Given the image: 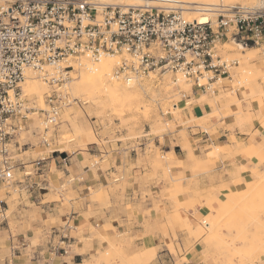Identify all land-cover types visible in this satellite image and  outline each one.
I'll return each instance as SVG.
<instances>
[{
  "label": "rangeland",
  "instance_id": "rangeland-1",
  "mask_svg": "<svg viewBox=\"0 0 264 264\" xmlns=\"http://www.w3.org/2000/svg\"><path fill=\"white\" fill-rule=\"evenodd\" d=\"M102 1L109 2V0ZM114 1L120 2L110 0V3ZM122 1L127 2L128 0ZM232 1L233 3L217 0L216 3H219L213 7L214 12H226L225 9L239 6L252 7L260 5L264 0ZM141 5L145 4L141 3ZM178 10H181L183 16L191 19V11L186 12L180 8ZM214 12L210 16L211 19L215 18ZM231 42L253 49L254 58L248 62L249 64L239 63L237 53L231 50ZM217 54L227 62H236V65L229 70L231 79L223 81L226 88L218 85L214 86V93H196L181 75L150 74L138 81L135 86L143 96L142 102H139V106L138 103L137 106L134 105L129 112L125 109L126 112L123 111L122 115L117 114L118 117L109 109H102L83 99V96L72 94L70 85L79 75L74 68L70 79L58 86L61 88L59 92L64 91L72 103L61 110L58 125L49 127L46 133L48 146L42 145L40 139L46 132L43 125L45 119L43 114L47 110L46 96L56 87H50L34 72L36 79L43 83L44 92L42 91L41 102L34 94L24 97V104L29 108L28 121L25 129L9 146L10 162L15 167L14 178L18 179L22 176L21 164L28 165L26 170H30L32 168L30 165L36 159L46 156L51 151L66 152L73 159L72 165L78 168V171L74 173L73 169H70L69 178H64L62 174L57 173V178L63 177L61 185L57 184L55 179L49 178V187L46 188L47 184L44 183L45 189L39 192L47 194L43 202L58 204L55 216L56 214L68 216L78 213V220L81 221L101 218L107 214L110 219L100 226H88V236H84L86 233L84 227L73 231L71 236L77 238L76 241L78 240L79 244L73 245L72 253L69 251L68 254H63L65 257L73 253L80 254L79 264H159L157 262L159 248L152 245L139 247L134 243L135 238L114 227L119 222L117 221L118 215L123 214L130 218L131 214H135L139 208L136 202L124 204L119 201V195L124 193L128 182L134 181L142 187L143 197L148 193L149 196L167 204L168 215L165 213L167 207L161 206L160 203L155 204V210H159L162 216H166L174 239L176 238L174 230L177 229L186 240L194 243L191 246L192 250L185 255L180 251L176 253L171 245L166 246L171 257H174L175 264L188 263L192 252L197 251H200V264H264V245L261 248L257 245L264 243V152L253 151L252 161L242 153L244 152L242 150L247 148L248 142H251L242 137L261 136L262 139L258 141V144L264 138V96L252 100L248 96L251 93L250 86L245 88V82L239 77L242 69L252 72V75L255 73V80L258 81L252 85L253 90L256 93L264 92V83L262 79L260 80V76L264 73V41L257 46L252 44L244 46L239 40H231L221 44L217 49ZM112 62L111 73L115 60L112 59ZM241 86L243 88H240ZM232 95L236 96V104L231 102ZM173 105L177 106V110L179 109L177 113L173 110ZM248 119L252 121V124L246 123L249 122ZM224 133H230L227 141L220 139ZM171 136L177 140L176 143L179 144L180 149L174 148L173 143L167 142ZM189 136H204L207 141H200L202 144L200 150H195L193 145L189 144ZM221 145L225 149L221 148ZM216 148L219 149V153ZM169 150L170 153H167ZM214 151L218 154L216 156L214 154L215 157L210 155ZM180 153L183 158L180 157ZM191 154L197 159L193 158V160ZM240 155L244 156V161L248 160L251 164L245 167L249 172L245 173L246 175L244 174L235 186V181L229 178V171L234 165H241L234 162L235 158L241 157ZM188 157L191 159L188 160ZM230 160H233V163L226 166ZM178 161H182V164ZM198 161L201 162V164L198 163L199 166L196 163ZM52 170L54 172V169ZM87 170L97 182L95 185L89 184L84 187V184L80 182H83V172ZM196 170L199 172H195ZM101 174L104 178L98 181V175ZM225 176L230 179L229 183L235 186L232 196L216 204L211 211H206L205 198L209 193L220 199L224 185L229 186L224 180ZM146 186L154 187V193L149 192L148 188L144 189ZM13 189L15 188L0 184V213L3 218L9 220L10 235L18 237L16 220L19 219L13 216L19 215L27 226V223L31 224L37 220L39 209L34 205L30 206V201L27 199L34 198L33 194L28 197V193H19ZM198 199L201 202L199 200L198 203ZM22 201L25 207H21L20 202ZM144 201L143 198L141 202ZM176 211L182 220L189 221L192 229L199 227L201 231L203 230L202 234L197 236L195 233H189L182 221L177 224L173 217ZM188 212L191 213V218H194L193 221L188 216ZM212 219L217 220V226L210 232L205 230L202 223L210 224ZM61 224L59 218L49 217L44 223L47 227L45 231L36 232L30 240L25 241L26 244L21 241L20 245L23 243L25 245L21 247L29 246L25 254L30 253L31 248H35L42 242L47 243L44 236H49L48 234H50V243L54 239L57 246L60 240L58 236L61 237L64 234L65 242L69 240L68 235L63 233V228L60 233L58 232L60 226L59 228L57 226ZM5 227H7L5 222H0V264H7V257L10 259L14 257L9 247L4 246L3 241L7 237ZM213 231L216 235L212 233ZM45 233L47 235H44ZM115 242L118 249H114ZM112 247L113 249L110 250ZM147 248L153 250V259L151 257L144 263L140 260L148 256L144 254ZM5 250L6 252H3ZM110 254H113L115 258L113 259ZM135 256L138 259H133ZM41 259H34V261L37 264H49V258L47 262Z\"/></svg>",
  "mask_w": 264,
  "mask_h": 264
},
{
  "label": "built area",
  "instance_id": "built-area-1",
  "mask_svg": "<svg viewBox=\"0 0 264 264\" xmlns=\"http://www.w3.org/2000/svg\"><path fill=\"white\" fill-rule=\"evenodd\" d=\"M214 15L198 22L178 9L146 5L101 4L97 0H0V184L25 194L45 189V156L36 159L30 170L21 164L22 176L18 179L10 162L9 146L28 121L29 108L20 88L26 70L56 87L46 96L47 110L43 114L46 132L40 139L48 146L49 127L58 125L61 110L72 103L58 87L74 71L70 62L78 65L86 59L97 63L110 57L115 60L112 76L124 82L172 73L181 75L196 93H214L218 85L226 88L223 81L231 79L229 70L236 62L219 57L217 49L231 40H239L244 46L264 41V6H239ZM55 152L59 150L50 154ZM59 239L64 244L66 237ZM50 249L53 256L68 253L51 244Z\"/></svg>",
  "mask_w": 264,
  "mask_h": 264
},
{
  "label": "crops",
  "instance_id": "crops-1",
  "mask_svg": "<svg viewBox=\"0 0 264 264\" xmlns=\"http://www.w3.org/2000/svg\"><path fill=\"white\" fill-rule=\"evenodd\" d=\"M230 133H224L223 136H220V139H225L226 141L229 138ZM240 138V137H237ZM244 140L247 141H251L254 144L259 143L258 141H260L262 138L261 136H245L242 137ZM176 139L173 138V136H171L167 142H171L174 145V148L176 149H180V146L178 143H176ZM200 141L205 142L207 141L205 139L204 136H189V144L193 145V147L195 148V150H200V146L202 144H200ZM262 142H264V138L262 140ZM238 150L239 148L236 147ZM240 151V150H239ZM181 152V150H180ZM61 153V154H58ZM170 153V150L167 152ZM180 153V157H181ZM175 155V153H174ZM238 155V154H237ZM176 156V155H175ZM241 157H237L234 159V162H236L238 165L239 164H243V167H249L251 162L248 160L244 161V156L240 155ZM46 158V162L44 165V174H45V180L47 181L46 184V188L49 187L48 184V179L52 178L55 179V181L57 182V184H60L63 182V177L64 178H69L70 175V169H73V172L75 173L76 171H78V168H74V166L72 165V161L73 159L70 158V155L67 154L66 152H55L52 155L49 153L45 156ZM65 158L64 163H62V159ZM183 158V155L182 157ZM68 161V162H67ZM68 164H67V163ZM233 163V160H230V163L226 164V166L231 165ZM220 164H218L219 166ZM73 167V168H72ZM234 168V169H233ZM233 168L229 171V178L233 181H235V186L238 183L237 178L234 177L236 171L238 172V174L240 173V168L241 165L239 166H233ZM236 168V169H235ZM54 169V172L53 170ZM111 170V168H110ZM235 170V171H234ZM239 170V171H238ZM248 170V169H247ZM234 171V172H233ZM136 172V171H134ZM60 173L63 175L62 178H57L56 174ZM78 173V172H77ZM231 173V174H230ZM108 174V173H107ZM50 175V176H49ZM84 175V180H82L84 184V187H86L89 184L95 185L97 181H94L92 178V174L89 170L83 172ZM109 175V174H108ZM232 175V176H231ZM104 175H98V181H101V178ZM107 176V175H106ZM104 178V177H103ZM82 179V178H81ZM230 179H228V177H224V180L226 181V183L229 185L230 188L233 187V184L229 183ZM246 178H244L245 180ZM37 179L35 178L34 181H36ZM41 180V179H40ZM61 185V184H60ZM228 187L226 185H224V188ZM148 188L149 192H153L154 187L152 186H146L144 187ZM147 191V190H146ZM38 193L40 191H37ZM36 191H33V195L34 198H27L28 201H30V206L34 205L37 209H39V213L36 216L37 220H35V222L31 223V224H26L27 226H25L24 222L22 221V219L20 218L19 215H14L13 218H17L19 220H16L17 225H16V229L19 231L18 233V237H12V235H10L9 233V220L6 218H3L2 214L0 213V222H5L6 226L5 227V232L7 233V237L4 238V246H8L9 249L12 251L14 257H12L11 259L9 257H7V264H37L36 261H34V259H38V258H42L41 260H45L47 262V259L49 258V264H79L78 263V257H80V254H70L69 256H64V255H50V244L53 246H57L56 243H54V239L52 240V243H50L49 237L50 234H48L49 236H44L45 239L48 241L47 243L44 241L42 242L40 245L36 246L35 248H31L30 249V253L25 254V252L27 251V248H23L25 245L24 243L20 245L21 241L25 242L30 240L34 234H36V232L38 231H45L47 227H45L44 223L46 221H48L49 217H57L59 218L60 222L62 223L61 225H58L57 227L59 228L58 232L60 233V230L62 229L63 233L67 234L69 237V240L66 241L64 244H60L57 247L60 248H65L67 250V252L70 251V253H72V248L74 244H79L78 240L76 241L77 238H73L71 236V233L73 231H76V229H78L79 227H84V232H86L84 234L88 236V226H100L103 225L104 222L110 220L109 216L106 214V216L101 217V218H89L87 220H78V213L72 214V215H58L56 214L55 216V211L58 207V204H55L53 202H43V198L44 196H46L47 194L44 193H39L37 194ZM24 193V192H22ZM32 194H28V197H30ZM145 199L144 202H141L142 199ZM157 198H153L151 196L148 195V193H146V196H142V187H140L138 184H136L134 181H129L128 182V186L127 188H125L124 193L119 195V201H122V203L124 204H134L135 202L137 203V206H139V208H137V212L135 214H131V217L128 218L129 216L127 215H118L117 221H119L116 225H114V227H116V229L120 232L123 233H127L129 236L135 238L134 243L136 245H138L139 247H142L144 245H152L155 248H159L157 250V262L159 264H175V259L174 257H171V254L169 252V250L166 248V246L171 245L173 247V249L175 250L176 253H179V251L185 255L187 252L191 251L192 248L191 246L194 243H190V241L186 240L185 237H183V234L175 229L174 230V234H175V239L173 237L172 231L168 226L167 223V218L166 216H162V213L158 210H155V204L160 203L161 206H166V214L168 215V211L169 208L167 206V204L165 202H160L159 200H156ZM21 207H25L24 202H20ZM147 213V214H145ZM165 214V215H166ZM188 216L190 217L191 221L194 220V218H191V213L188 212ZM177 222V224H179L181 221L184 223L185 227L189 230V233H195L197 236H200L198 234L200 228H191V225L189 223V221L187 220H182L178 214V212L176 211L174 213L173 216ZM188 217V218H189ZM169 219L171 220V218L169 217ZM188 219V220H190ZM113 221V220H111ZM155 222V223H154ZM21 223V224H20ZM150 223V224H149ZM27 227V228H25ZM152 230V232H151ZM20 235V236H19ZM44 235H47L46 233ZM64 235V234H63ZM22 236V238H21ZM30 236V237H28ZM28 237V238H27ZM18 238V239H17ZM60 238V236H58V239ZM72 242V243H71ZM26 244V242H25ZM20 247L23 246V247ZM20 249V250H19ZM2 252V251H1ZM3 252H6L3 251ZM24 252V253H22ZM15 253H17L15 255ZM191 253V252H190ZM68 254V253H67ZM191 257L188 260V263L186 264H200V251L197 252H192V254L190 255ZM44 262V261H43ZM45 262V263H46Z\"/></svg>",
  "mask_w": 264,
  "mask_h": 264
},
{
  "label": "bare ground",
  "instance_id": "bare-ground-1",
  "mask_svg": "<svg viewBox=\"0 0 264 264\" xmlns=\"http://www.w3.org/2000/svg\"><path fill=\"white\" fill-rule=\"evenodd\" d=\"M119 1L120 2L114 1V3H110V0H109V2L108 1L107 2L110 3V4H117V3L119 4V3H121V5H123V6H141V3H143V4H145L148 7L159 8V9H164V10H168V11L169 10H174V9L180 8V9H184L186 12L187 11H191L192 12V13H190V14H192L191 15L192 16L191 17V20H196L198 22H206L210 18V16L213 15L212 13L215 10L213 7L215 6V4L218 5V3H219V2L216 3L217 0H128L127 2L126 1H122V0H119ZM224 1H229V2L231 1L233 3L232 0H224ZM97 2L98 3H101V4H108L107 2L102 1V0H97ZM260 5L264 6V1H262V3ZM184 10H183V12H184ZM225 10L228 11V9H225ZM230 47H231V50L232 51H234V52L237 53L239 63L240 62H242V64L248 63L251 59L254 58V55H253L254 51H253L252 48H245L242 45H240L238 43H235V42H231L230 43ZM112 64H113L112 58H110V57L102 58L97 63H90L86 59L85 60H82L80 62V64H78V65H74L73 62H70V65L73 66L75 68V70L79 72L78 77L77 78L75 77V79H73L74 81L70 85V87H71L70 90H71V92H72L73 95L74 94H75V96L76 95H79V96L81 95V96L84 97L83 99H85L86 101L91 102L92 104H95V105L101 107L102 109H109L111 112L116 113V116L118 117L117 114L120 115L123 111L126 112V110H128V112H129V110H131L134 105L137 106L136 105L137 103H138V106H139V102L141 100H143L142 99L143 96H141L140 90H138L137 87H135L138 84L137 82H129L128 83L127 81L124 82L121 79H117V78H114L112 76V73H111V68L113 66ZM237 72H238V70H237ZM75 73H77V72H75ZM254 74L252 75V72H250L248 70H244V69H242L241 73L239 74L240 75L239 77L241 78V80H243V82H245L244 83V87L246 88V86H247L249 88V86H250L251 93L248 96L252 100L260 99V98H262L264 96V92L263 91H259L258 93H256L253 90V86L252 85H254L258 81V80L257 81L255 80ZM260 77H261L260 80L262 79V81L264 83V73H262V76H260ZM257 79H259V77ZM177 82H178V80H177ZM236 83H237V80H236ZM42 84L43 83L39 82L38 79H36L35 73L33 71L26 70L25 73H24V81L21 83V89H22V92H23L24 96L25 95H32V94H34L35 97L37 98V100L39 102H41V100H42V94L44 92V87L42 86ZM44 85H46V84L44 83ZM235 85L238 86L239 84H235ZM42 87H43V90H42ZM240 88H243V86H241ZM180 89L182 90V88H180ZM185 92H187V91H185ZM217 98H219V97H217ZM215 99H216V97H215ZM231 102H234L236 104V96L235 95H232ZM260 103H261V101H260ZM237 104H240V103H237ZM258 105H259V102H258ZM173 110L176 113H177V111H179V109L177 110V106L176 105H173ZM68 113H69V111H68ZM248 121L249 122H246V123L252 124L251 123L252 122L251 120L248 119ZM218 148H216V150L218 151V153L220 152L219 149H221V148H224L225 149V147L223 145H221V148H219V149ZM242 151H244V152H242ZM242 151L241 152L246 155V158L248 160L252 161V159H251V153L253 151H262V152H264V142H261L260 144H258V143L257 144H253L252 142H248L247 148H245ZM214 154H215V151H214V153H212L210 155L214 156ZM191 155H190V157H191ZM216 155H218V154H215V156ZM193 158H195V157H193V155H192V159ZM189 159H191V158L188 157V160ZM195 159H197V158H195ZM178 162H180V161H178ZM196 163H197V166H199V164H201V162L199 163V161L196 162ZM209 163H211V161ZM181 164H179V165H181ZM242 165L243 164H241L240 173L238 174V172L236 171V173L234 175L235 178H237V180H239L241 177H243L245 173L249 172V170H247ZM204 168H206V167H204ZM197 169H199V167ZM192 170H194V169H192ZM197 171L198 170H196L195 172H197ZM165 172H166V170H165ZM234 188H235V186H233L232 188H230L229 186L228 187H225L224 188V191L221 194L222 195V198H220V199H218L217 197H215L214 195H211V193H209V195L205 198L206 203H207L206 205H204L206 207V211H211L212 209H214V207L216 206V204H218L219 202H222V201L230 198L232 196V193L234 191ZM199 200L200 199H198V203H199ZM200 202H201V200H200ZM177 207H179V206H177ZM230 211H232V209H230ZM216 221L217 220L212 219V221H211L212 223L208 224V223L204 222L202 224H204L203 226H204L205 230L211 232V230L212 229L214 230L215 226H217L216 225L217 224ZM202 231L200 230L198 232V234L201 235L202 234ZM151 232H152V230H151ZM210 232L208 234H210ZM212 233H214V231ZM214 235H216V234L214 233ZM111 245H112V243H111ZM115 245H116V242H115ZM257 245L259 246V248H261V247H263L264 243H259ZM113 247L110 250H112ZM117 247H118V245H116V247H114V249H116ZM114 251H118V250H114ZM152 251H153L152 249L147 248L146 251L144 252V254L146 253V254H148V256L144 257L143 260L141 259L143 257H141V258H139V260L141 259L140 261H142L144 263H146L147 261H149L151 259L152 255H153ZM120 252H122V251H120ZM212 252H213V250H212ZM142 253H143V251H142ZM117 255H119V254L117 253ZM110 256L113 257V254L112 255L110 254ZM119 256H122V255H119ZM137 256L139 257L140 255H137ZM137 256H135V258H133V259H138ZM108 257H109V255H108ZM114 258L115 257H113V259ZM152 259H153V257H152ZM103 260H104V258H103Z\"/></svg>",
  "mask_w": 264,
  "mask_h": 264
}]
</instances>
